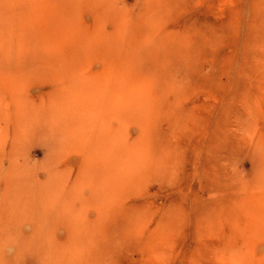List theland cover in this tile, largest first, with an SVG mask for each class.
I'll return each instance as SVG.
<instances>
[{"label":"rangeland","instance_id":"obj_1","mask_svg":"<svg viewBox=\"0 0 264 264\" xmlns=\"http://www.w3.org/2000/svg\"><path fill=\"white\" fill-rule=\"evenodd\" d=\"M0 264H264V0H0Z\"/></svg>","mask_w":264,"mask_h":264}]
</instances>
